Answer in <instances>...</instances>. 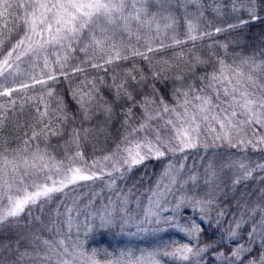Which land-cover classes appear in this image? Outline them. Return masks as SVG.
<instances>
[{
	"label": "trees",
	"instance_id": "trees-1",
	"mask_svg": "<svg viewBox=\"0 0 264 264\" xmlns=\"http://www.w3.org/2000/svg\"><path fill=\"white\" fill-rule=\"evenodd\" d=\"M18 2L19 0H14V3ZM221 2L227 5L228 0H221ZM200 3L204 5L205 18L214 26H219L221 24L220 18L216 17L211 8L208 7L209 4H214V0H200ZM10 11L13 15L6 19L0 18V60L4 59L6 53L27 31V27L21 22L25 16V10L13 7ZM152 11H156V9L153 8ZM188 11L195 12V6L190 5ZM260 15L261 19L244 26L242 29L235 30L236 35L222 33L214 37H201L196 41H191L187 40L185 35L187 28L183 20L184 11L181 9L176 13L178 23L175 33L169 31L167 36L162 34L151 42L153 48H156L159 43L170 46L148 53L146 60L139 56H132L131 52H126L124 55L129 56L127 60H118L110 65H104L102 68H93L87 63L89 58L93 64H103V58H106L98 48H91L87 52H82L79 51V48L84 47V44L73 45L71 51L55 45H46L44 50L38 54L28 52L26 55H22L12 68L7 69L4 75L0 76V92L5 89L15 90L10 95H0V105L3 106L0 108V112L5 114L3 124L0 125V168L5 167L3 160L5 156L9 161L20 163L25 157L31 160L33 153L39 149L40 153L46 151L53 158L49 164L63 162L64 166H69L68 157L79 151L82 153V158H76L72 162V166L79 165L86 168L99 160L105 170V175L99 180L81 181L75 187L69 186L63 193L54 194L50 200L39 201L38 203L44 202L45 204L42 213H38L37 208L34 209V207H32V211H29L31 206L27 207V210L20 216L19 223L30 226L16 229L20 236L25 237V243L20 250L27 249L31 252L32 248L29 247L28 242L36 243V237L41 240H59L62 230L65 229L62 220H65L64 211L67 206L82 205L88 198L94 204L102 203L112 192L109 189L114 187L113 192L118 197V202H122L123 198L125 199L124 205L128 212L125 216L134 218L139 223L135 226H121L118 223H111L107 227L101 228L99 226L101 220L96 219L93 228L82 233L84 241L81 245L82 252L93 259H110L121 252L135 256L143 252L153 253L157 249L172 251L184 245L195 249L206 244H212L213 247L202 254L200 264H225L224 260L218 257V253L227 256L231 250L243 244L249 251L242 253L240 260L235 261V264H249L250 260L257 258L264 252V236L259 232L255 233L254 242L248 237L253 226L259 227L261 221L264 220V194L258 193L259 189L264 188V171L261 175L258 173L260 176L257 178L253 173L251 178L233 188L227 185L220 188L215 196L208 197L205 191L200 196L202 189H204L202 185L203 169L209 163V159L216 154L215 151L222 147L220 146L222 144L219 146L207 144L208 146L205 147V144L201 143L197 148L186 150L184 153H168L160 159L149 158L142 164L133 167L130 172H126L123 176L119 172H113L112 177H109L106 173L111 171V162L101 159L105 155L116 152L118 144L121 148L125 147L126 145L122 143L121 138L130 130L122 126L125 117L121 113V108L131 105L127 102L114 103L115 94L109 91L113 85L114 76L119 73L117 77L119 82L125 71L132 69V74L136 76L137 81L140 80L141 76L147 77V83L155 85L165 102L171 106H176L181 100L173 95L174 89L179 88L186 91L189 84L195 85L197 89L204 87V82L198 77L218 71L220 68L217 63L218 60L224 62L225 73L227 74H231V68L237 66L242 68L245 73L250 72L251 68L249 67L248 71L249 65L242 64V60L244 57L253 56L254 53L258 59L264 60V57L259 56V52L264 50V13ZM244 18H247L246 14H244ZM228 22L234 21L228 20ZM133 27L135 29V25ZM201 30L210 31L211 29L202 26ZM144 32L148 36L155 35L154 31L144 30ZM29 35H32L31 42L26 40L25 46L14 52L12 59H15V56L19 55L20 51L29 43L36 47L37 41L41 40L40 36L32 33ZM173 35L176 39L186 42L174 45L172 43ZM46 36L47 34H45ZM232 41H238V43ZM217 42L227 43L228 47H220ZM126 43H130L132 48L140 52L146 51L143 43H137L134 38L126 41ZM195 57H199L206 63H197ZM45 58L47 59V67H45ZM76 68H83L84 71L76 72L74 71ZM161 69L163 71H160ZM153 71L159 73L158 80L152 79ZM48 75L54 76L55 80H48ZM176 77H183V80H177ZM33 78L45 80L47 83L44 85L34 83ZM101 78L103 83L100 82ZM89 81L96 84L101 95L96 96L94 101L88 105V114L91 119L84 120L80 115L78 105L72 99V92L87 93L91 88ZM22 83L28 84L29 87L19 89V85ZM124 89L131 92L137 100L141 99V95H137L138 92H142V95L145 96H153L150 89L143 88L142 83H135L130 78L124 81ZM49 90L52 91L53 95H47ZM58 101H62V105L66 107L68 113L75 115L74 122L65 123L63 121L61 118L63 113L57 110ZM105 101L108 103L105 104ZM158 103L157 99V104L152 105V108L157 107ZM109 105L112 107L111 114L104 111ZM46 108L47 112L45 113ZM133 113L134 118L130 123L135 127L143 120V110L136 107L133 108ZM169 118L168 115H165L163 119H154L150 122L152 129H159L162 138H169L173 134L168 128L163 127L165 120ZM45 125L60 134L53 136L50 131L45 129ZM73 128L81 132L79 148L74 144H69L70 132ZM83 129L90 130L86 139ZM33 132L38 134L35 140L30 139ZM144 136L154 139L155 133L146 131L136 134L138 139H143ZM130 139L132 138L130 137ZM25 141L28 143L26 144ZM232 148L235 151L238 149L237 146ZM251 148V145H248L247 150L261 151V148H256L257 150ZM199 159L204 162L202 167L198 164ZM170 163L175 167L170 170L168 175L177 173L175 169H179L181 164H183V168L177 173L180 174L179 176H192L194 171L198 172L197 180L195 182L189 180L186 184V188L190 189L189 194L195 192L198 195L189 197L178 211L159 212L160 220L158 223L149 222L143 214L144 208H147L148 204L146 196L157 188L161 179L168 176L164 173ZM7 168L10 170L11 164L7 165ZM90 170L99 172L100 169L97 167ZM52 174L53 172L49 169H44L39 174H33L32 179L25 183H30V185L33 183L43 184L45 175ZM113 179L115 180L114 184L111 183ZM244 193H253V195H242ZM102 195L105 196L102 197ZM208 200H213L214 203L212 205L194 203L195 201ZM165 203L164 201L162 205ZM99 210L101 208L96 211ZM80 212L86 213V210L81 209ZM221 212L224 215L218 216L217 214ZM33 217H39V220H35ZM169 218L173 219L170 220ZM202 219L210 221V223H202ZM234 221H240V227L236 229L237 236L230 238L228 229L235 227ZM190 222H194L203 229L198 236H190L187 232L173 226L174 224L190 226ZM53 225L54 227L49 228ZM138 225L142 227L148 225L149 227L144 230L137 229ZM71 240H74V243L76 241L75 238L67 240L65 246L68 249L74 247ZM157 257L162 261V264H195L192 259L183 261L177 257ZM55 259L53 256L51 264H55ZM21 264H33V262L26 258Z\"/></svg>",
	"mask_w": 264,
	"mask_h": 264
},
{
	"label": "snow or ice",
	"instance_id": "snow-or-ice-1",
	"mask_svg": "<svg viewBox=\"0 0 264 264\" xmlns=\"http://www.w3.org/2000/svg\"><path fill=\"white\" fill-rule=\"evenodd\" d=\"M195 6V12H189V6ZM13 7L24 9L25 16L22 19V24L27 27V31L22 36L12 49H10L3 60H0V76L4 75L7 69L12 68L16 61H19L22 55L28 52L38 54L44 50L45 46H59L66 50H73V45L84 44V47L79 48V51L87 52L91 48H98L106 58H103V64L91 63V58L87 63L93 68H102L104 65H110L114 61L127 60L126 52H131L132 56H139L143 59L148 58V53L159 51L160 49L169 47L163 43H159L156 48L151 46V42L162 34L167 36L169 31L175 33V28L178 23L176 13L183 9L184 24L187 31L185 33L187 40L196 41L201 37H214L217 34L231 33L236 35L235 30L242 29L261 19V13H264V0H228L227 5L221 0H214V4H209L212 12L216 17L220 18L221 24L214 26L205 18L204 5L200 0H19L14 3V0H0V18L6 19L13 15L10 11ZM155 8L156 11H152ZM246 14L247 18H244ZM232 20L234 22H228ZM135 25V29L134 26ZM210 28V31L201 30ZM144 30L149 32L154 31V36H148ZM32 33L40 36L41 40L37 41L36 47L29 43L20 51L19 55L13 58V53L25 46V41L31 42ZM45 34L47 36L45 37ZM135 39L137 43H143L146 51L140 52L130 46L131 39ZM255 38L253 37V40ZM87 41V43H85ZM186 41L172 37L174 45H180ZM238 43V41H232ZM220 47L227 48V43L217 42ZM107 49V52H105ZM259 56L264 57V50L259 52ZM197 63H206L199 57H195ZM11 61V62H10ZM220 65L218 71L211 74L198 77L204 82V87L197 89L195 85L189 84L186 91L177 88L174 89L173 95L181 102L176 106L167 104L164 97L159 95V91L154 84L147 83L148 78L141 76L137 81L136 76L132 74V69L125 71L123 77L117 80V76L113 77V85L109 91L115 94L114 103L127 102L130 107H122L121 113L125 117L122 126L130 129L122 136L121 140L125 147L121 148L118 144L116 152L105 155L101 159L111 162V171H107V175L112 177L113 172H119L123 176L126 172H130L133 167L142 164L146 159L165 157L168 153H184L186 150L197 148L202 141L200 140L201 133L211 134L213 142L216 140L226 141L229 146L236 147L233 143L232 133L238 132L242 125L264 124V97H258L257 91L264 90V60L253 56L244 57L242 64L249 65L251 71L245 73L239 66L231 68V74L225 73L224 62L218 60ZM45 67H47V59L45 58ZM76 72L84 71L83 68L74 69ZM160 71H163L161 69ZM194 73V69H193ZM130 78L135 83H142L143 88L150 89L153 96L141 95V99L137 100L131 92L124 89V81ZM34 79V78H33ZM48 80H55V77L48 75ZM152 79H159V73L153 71ZM177 80H183V77H176ZM101 83L103 79L101 78ZM34 83L44 85L45 80H35ZM91 88L87 93L78 94L72 92V99L79 107L80 115L84 120L91 119L89 116V107L96 96L101 95L100 89L93 81H89ZM28 84H20L19 89H26ZM252 88L253 91L248 89ZM15 89H5L0 92V95H10ZM48 96L53 95L49 90ZM223 97V99H221ZM182 98V99H181ZM157 107L152 108V105L157 104ZM13 103H15L13 101ZM108 102L105 101V104ZM139 107L143 110V120L135 127L131 125L134 118L133 108ZM0 108H3L0 105ZM59 112L63 113L62 119L65 123L75 121V115L68 113L66 107L62 105V101H58ZM107 114H111L112 107L109 105L104 109ZM47 108L45 109V113ZM152 113V114H150ZM165 115L170 118L165 120L163 127L168 128L173 134L164 139L160 135L159 129H152L151 121L154 119H163ZM244 118L241 119L240 117ZM5 114L0 112V125L3 124ZM45 129L51 132L53 136L59 135L47 125ZM219 130V131H218ZM90 130L83 129L84 137ZM152 131L155 133L154 139H149L144 136L143 139L136 138L137 133ZM38 134L33 132L30 139L35 140ZM81 132L73 128L70 132L69 144H74L77 148L80 147ZM130 137L132 139H130ZM27 144L28 141H25ZM240 145H252L254 148L258 145H264V137L258 141L240 140L237 142ZM208 145L205 143L204 145ZM119 153V156H117ZM76 158H82V153L77 151L73 156L68 157L69 166H64L63 162L59 164H49L53 158L47 152L40 153L37 149L33 153L31 160L27 157L23 158L20 163L9 161L7 156L3 157L5 167L0 168V201L6 200V206L0 208V264H21L26 258L31 260L33 264H51L53 256H55V264H72V261L66 259L68 248L65 246L64 240L50 241L41 240L36 237V243L28 242L32 251L27 249L21 251V246L25 243V237L20 236L16 229L28 227L30 225H21L19 223L20 216L25 212L26 207L37 204L41 200H50L54 194L63 193L69 186L75 187L81 181L99 180L105 175L104 166L100 161H95L93 165L86 168L72 166V162ZM11 164L10 170L7 165ZM228 167L237 168L238 175L233 180V185L240 184L252 177L256 170H264V163L251 164L242 161L232 162ZM99 168V172L95 169ZM175 166L171 163L165 170V175H168L170 170ZM183 168V164L179 169H175L177 173ZM44 169H55L52 175H45V183L27 185L25 182L32 179L33 174H39ZM212 176L214 171L209 169ZM53 176H58L54 179ZM189 180L195 182L197 176H189ZM175 178L172 183H175ZM112 184L115 183L113 179ZM21 185L22 187H17ZM28 187H32L33 191H28ZM15 193V194H14ZM22 193V195L20 194ZM260 194H264V188L259 189ZM156 195V193H154ZM242 195L251 196L253 193H244ZM195 204L212 205L213 200L195 201ZM179 207V203L177 204ZM73 209L69 207L68 212ZM203 211V209H201ZM31 215V213H29ZM218 216L224 215L223 212L218 213ZM39 220V217H33ZM170 220L173 218H169ZM100 227H107L112 223L111 219L101 216ZM70 223V221H69ZM202 223H210L204 221ZM235 227L228 229V236H237V231L240 227V221H234ZM181 231L187 232L190 236H198L203 229L190 222V226H180L174 224ZM259 232L264 236V220L261 221L259 227L253 226L248 233V237L254 242V234ZM212 244H206L202 247L193 249L188 245L175 248L172 251H163L157 249L151 253V259L147 264H162V261L156 259L161 257H177L180 260L195 261V264H200V258L203 253L212 248ZM249 249L243 244H240L235 249L231 250L229 255L218 253V257L224 260L225 264H235L239 261L242 253L248 252ZM90 264H120V261H98L90 258ZM127 264H140V261H127ZM249 264H264V252L257 258L249 261Z\"/></svg>",
	"mask_w": 264,
	"mask_h": 264
},
{
	"label": "rangeland",
	"instance_id": "rangeland-1",
	"mask_svg": "<svg viewBox=\"0 0 264 264\" xmlns=\"http://www.w3.org/2000/svg\"><path fill=\"white\" fill-rule=\"evenodd\" d=\"M249 71V66L247 68ZM249 91H253V89L249 88ZM264 90L257 91L258 97H264ZM264 111V110H261ZM241 119L244 117L241 116ZM256 130H254V129ZM219 131V130H218ZM264 137V124H257L255 122L251 124L242 125L238 132L232 133V140L233 143L237 144L238 149L233 150L231 146L226 141L223 140H216L213 142V136L211 134H205L204 132L201 133L200 140L203 141V144H215L219 146V144H222L220 149L215 151V155L222 156V157H216L215 155L212 156V158L209 159V163L206 165V167L203 169V181L202 185L204 189H202V192L200 196L203 195L204 191L205 194H208V197L213 195L215 196L216 192L220 190V188H224L227 186L234 187L233 180L238 175V169L235 167H228L227 165L232 164V162L242 161L244 163H251V164H259L264 163V160H262V157H264V145H258L257 147H253L251 145V149L261 148L260 152H254L249 151L248 145H240L237 142L240 140H252L254 142L258 141L259 138ZM164 139H167V137H163ZM257 150V149H256ZM259 151V150H258ZM56 163V162H53ZM51 163V164H53ZM50 164V166H51ZM198 164L201 165V167L204 165V162L198 161ZM211 166V171L215 172V175L212 176L209 169ZM74 167L84 168L79 165H75ZM2 168V167H1ZM55 169H52V172H54ZM264 170H256L253 173L255 174V177H259ZM195 176L198 177V172H193ZM260 173V175L258 174ZM180 174L174 173L172 175H168L166 178L161 179L159 184L157 185V188L154 189L149 195L146 196V200H148L147 208H144V217L148 218L149 222H155L158 223L160 220L159 212H175L178 211L181 206L187 201L189 197H195L198 195L195 192H191L189 194V190L186 188V184L189 181L190 175H184L179 176ZM58 179L59 177H54V179ZM175 178V183H172V179ZM45 183V181L43 182ZM27 185H30L28 183ZM20 187H22L20 185ZM112 187V185H110ZM215 188V190H213ZM34 189L32 187H28V191H33ZM110 192L107 196L106 200L102 203L94 204L93 201H91L90 198H88L84 204L82 205H69L66 207L64 211V219L62 220V223L65 224V229L62 230V234L59 237V240H64L67 242V240L75 238L76 241L74 243V240L72 241L73 248L68 249V256H66V259H69L72 261V264H90V258L87 256V254H84L82 252V244L84 241V235L82 233H86L87 231H90L94 224L96 219H100L101 216L107 217L111 219L112 223H118L121 226H135L137 221H135L134 218L126 217L125 214H128L127 210L125 209L124 205V198L122 199V202H118V197L114 194L113 190H115L114 187L109 189ZM213 190V191H212ZM156 193V195H154ZM259 193V192H258ZM15 194V193H14ZM22 195V193H20ZM0 195L2 193L0 192ZM105 195H102V197ZM166 202L162 205L163 202ZM39 202V201H38ZM35 205H31V208H29V211H32V207L34 209L37 208L38 213H42L43 209L45 208L44 202L38 203ZM6 200L1 202L0 208H3L6 206ZM179 203V207H177V204ZM71 207L73 210L71 212H68L67 209ZM98 208H101V210L96 211ZM86 210V213H81L80 210ZM27 210V207L25 211ZM119 212V213H117ZM35 214H37V211H35ZM101 214V215H100ZM115 216L113 217V215ZM81 217V218H79ZM133 217V216H130ZM154 220V221H153ZM70 221V223H69ZM57 222V221H56ZM53 226H49V228H52ZM149 227L148 225H145V227H142L141 225H138L137 229H147ZM59 231V229H56ZM74 233V234H71ZM58 241V240H56ZM150 252H143L139 253L135 256L131 254H126L124 252H121L117 254L114 257H111L110 259L105 260H98V261H120V264H127V261H140V264H147L148 260L151 259ZM156 259H159L156 257Z\"/></svg>",
	"mask_w": 264,
	"mask_h": 264
}]
</instances>
